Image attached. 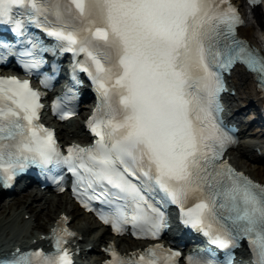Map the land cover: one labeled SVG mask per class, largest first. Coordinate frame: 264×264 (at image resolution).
I'll return each mask as SVG.
<instances>
[{
	"label": "snow or ice",
	"instance_id": "6c2138e0",
	"mask_svg": "<svg viewBox=\"0 0 264 264\" xmlns=\"http://www.w3.org/2000/svg\"><path fill=\"white\" fill-rule=\"evenodd\" d=\"M246 23L233 0H0L11 33L0 64L15 57L32 76L50 63L40 75L49 88L57 58L70 54L72 95L52 104L62 120L77 114V86L95 93L91 142L62 146L41 122L46 93L0 75V184L38 168L117 236L157 241L130 254L111 242L104 264H234L243 247L249 264H264V181L226 158L239 138L222 118L224 73L235 66L264 94V51L240 36ZM70 219L62 213L45 237L54 251L17 246L0 264H74ZM174 222L205 243L185 254L184 244L158 242Z\"/></svg>",
	"mask_w": 264,
	"mask_h": 264
},
{
	"label": "bare ground",
	"instance_id": "6f19581e",
	"mask_svg": "<svg viewBox=\"0 0 264 264\" xmlns=\"http://www.w3.org/2000/svg\"><path fill=\"white\" fill-rule=\"evenodd\" d=\"M235 2L247 15V25L246 27L239 29L240 36L247 39L254 45L259 44L261 42L260 37H264V15L262 14L260 7L255 6L247 11L244 7L243 0H235ZM254 33H258L259 36H256ZM229 77L232 89H234L235 92L237 91V100L244 101L245 99H250L251 102H249V104H255L260 109L258 94L251 76L248 73L243 72L241 69L235 68ZM235 79L239 80V83L244 84V88L248 90L244 95L240 91L236 90L239 88V83L234 81ZM226 100L227 103H231L234 101V98L233 96L227 95ZM255 117L257 118L258 115L256 114ZM256 118H251L249 120L250 123L253 124L254 122H259V124L262 123L264 127V123L261 119ZM69 126L67 124H63L57 127L58 135L61 141H65L68 144L71 140H77L84 137L81 126L76 120L72 121ZM258 132L261 134L262 129L260 130L255 127L246 129L245 134L249 137V139H243L237 148L228 152V155L230 162L238 170L244 171L257 181H264V151L261 147V145L264 144V141L257 139ZM16 193L17 192H13L12 194ZM64 196L65 194L59 196L48 194L39 188L31 190L28 194L23 196L13 197L4 203H0V217L3 216L2 219H0V249L11 243L13 245L20 246H24L28 243H35L38 245L43 243V240L40 238L41 233H34L30 230V228L33 225L34 228L40 229V227H43L51 222L47 228L48 230L53 225L52 223H54L62 213H67L71 216L70 225L73 226L74 230L77 231L80 237V239H77L75 243V248L80 249V251L85 255L88 253V251H86L87 246L96 248L100 243L102 246L107 247L109 241L112 240L118 245L121 251L125 252L132 250L139 245H143L138 242H133L125 237H112L109 230L94 220L91 215L86 214L77 205H74V208H72L69 203V197ZM38 202H42L40 203V207L45 208L42 212L36 211V204ZM17 212L18 215H22L23 219L17 215ZM10 213H12V215L9 218L4 216L5 214ZM26 214H33L32 217L35 220L42 219L45 220V223L42 226L32 224L30 221L24 219V215L26 216ZM10 227L13 228L8 231L9 234L5 235V232L7 231L6 229ZM99 250V254L96 255L95 260H99V262H101L106 258V255L104 250Z\"/></svg>",
	"mask_w": 264,
	"mask_h": 264
},
{
	"label": "rangeland",
	"instance_id": "374dc122",
	"mask_svg": "<svg viewBox=\"0 0 264 264\" xmlns=\"http://www.w3.org/2000/svg\"><path fill=\"white\" fill-rule=\"evenodd\" d=\"M258 7H260V9H261V11H262V14L264 15V4H262V5H260V6H258ZM256 36H259V34L258 33H254ZM260 39H262V37H260ZM234 81H236V82H238L239 83V80H234ZM238 87L239 88H237L236 90H238V91H240L243 95L248 91L246 88H244V84H241V83H239L238 84ZM248 101V102H247ZM249 102H251L250 101V99H245L244 101H239V100H237V93H236V97L234 98V101H232V103L234 104L233 106H234V108L235 109H238V112L239 113H237L238 114V116H241V117H243L244 119H251V118H256L255 117V114L253 113L254 112V109H253V107H254V104H252V105H250L249 104ZM247 103H248V105H247ZM78 122V121H77ZM79 123V122H78ZM254 127H256L257 128V126H255L254 125ZM248 139V138H247ZM263 163V162H262ZM264 164V163H263ZM263 171H264V167H263ZM263 179H264V175H263ZM31 190H36V188H30L27 192H24V193H16V194H11V195H9V196H4V197H2V198H0V203H4V202H6L7 200H9L10 198H13V197H20V196H23V195H25V194H28ZM64 197H68L67 196V194H65V196ZM40 203H42V202H38L37 204H36V211H38V212H42L43 210H45V208L43 207V208H41L40 207ZM69 203H70V206L72 207V208H74V204L72 203V201L69 199ZM13 213V212H12ZM12 213H10V214H5L4 216L5 217H10L11 215H12ZM17 215H18V212H17ZM32 215L33 214H26V216L24 215V219L25 220H27V221H30L32 224H36L37 226H42L44 223H45V220H42V219H40V220H35L33 217H32ZM18 216H20V218L21 219H23L22 218V215L20 214V215H18ZM2 217L3 216H1L0 217V219H2ZM51 224V222L49 223V224H46V225H44L43 227H40V229H37V228H34L33 227V225H32V227L30 228V230L31 231H33L34 233H36V232H43V233H46L48 230H47V228H48V226ZM72 225H73V223H72ZM13 227H10V228H7L6 230V232H5V235L6 234H9V230H11ZM91 247V246H90ZM101 247H102V244H98V246L96 247V248H94V249H92V251H90V253H89V257H92V258H95L96 257V255H98L99 254V249H101Z\"/></svg>",
	"mask_w": 264,
	"mask_h": 264
}]
</instances>
